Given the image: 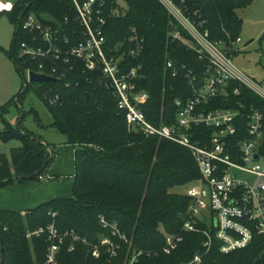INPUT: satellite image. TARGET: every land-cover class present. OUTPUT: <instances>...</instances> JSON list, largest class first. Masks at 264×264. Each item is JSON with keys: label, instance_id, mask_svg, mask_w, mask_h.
<instances>
[{"label": "trees", "instance_id": "16d2710c", "mask_svg": "<svg viewBox=\"0 0 264 264\" xmlns=\"http://www.w3.org/2000/svg\"><path fill=\"white\" fill-rule=\"evenodd\" d=\"M171 1L186 17L196 23L203 22L201 30L209 33L210 41L226 45L239 38L242 19L238 11L254 2ZM104 5L106 51L115 54L121 46L124 51L132 48L130 28L144 38L143 53L138 60L128 55L125 61L129 67L138 63L143 66L140 74L146 81L149 99L141 110L146 119L154 126L170 125L177 112L174 101L190 98L192 91L183 75L172 77L166 62L171 60L178 67L185 65L200 80L206 72V61L199 60L195 52L172 38L171 32L175 30L183 40H191L158 0H106ZM13 7L9 19L16 26L15 48L9 58L16 68L25 69L18 57V47L21 42L29 41V36L17 26L28 14L38 18L45 14L53 16L62 24L60 36L70 41L74 40L73 31L79 29L70 0H17ZM72 64L75 68L66 78L34 87L53 115L51 128L63 134L75 148L72 196L49 200L25 213L0 210V264L4 253L10 255L13 264H46L47 238L28 237V234L51 223L59 233L73 232L94 246L102 237H109V230L102 228L99 216L109 224L116 223L130 245L119 242V255L111 260L100 248L101 256L95 259L82 242L75 243L74 250L68 252L71 240L65 239L56 264H125L132 249L144 252L135 264H190L196 254L201 257L198 264H264V241L260 237L255 236L246 249L223 254L215 239L207 250L203 248L205 235L182 232L190 199L186 192L182 194L175 189L187 191L199 179L193 157L174 142L129 130L125 114L118 111L115 98L100 73L84 72L77 61ZM22 76L24 83L23 73ZM30 85L23 86L12 106L18 107L20 97ZM138 85L141 87V82ZM234 88L238 95L231 93ZM227 92L228 100L217 101L215 108H233L242 115L253 109L262 114L263 137L258 153L264 158V99L235 81L229 84ZM48 98L58 100L51 104ZM9 106L0 107L3 124L0 142L17 139L20 147L10 151L9 159L5 155L0 157V190L37 181L55 155L53 147L23 128L20 121L15 127L10 125L6 119ZM246 123L247 120H242L243 129ZM166 235L183 236L169 255L162 251Z\"/></svg>", "mask_w": 264, "mask_h": 264}, {"label": "built area", "instance_id": "2783aa9c", "mask_svg": "<svg viewBox=\"0 0 264 264\" xmlns=\"http://www.w3.org/2000/svg\"><path fill=\"white\" fill-rule=\"evenodd\" d=\"M70 1L79 28L73 31L74 40L60 36L61 22L58 28L42 22L32 13L17 26L29 36V41L21 42L18 47V57L26 69V80L30 71H34L61 81L73 72V61L79 62L84 72L100 73L111 87L118 111L125 114L129 130L148 138L174 142L193 157L200 177L187 187L190 207L182 232L205 235L207 240L203 248L207 250L215 239L223 254L246 249L255 236L264 241V158L258 153L263 137V116L253 109L242 115L233 108H215L217 101L228 100L227 87L232 81L248 87L264 99V93L259 92L231 63L232 46L240 39L230 41L228 45L221 41L212 42L209 33L201 30L203 22L196 23L186 17L171 0H158L191 40H183L175 30L171 32L172 38L180 40L196 53L199 60L206 61L207 66L204 77L198 80L185 65L178 67L171 60L166 62L172 77L183 75L188 81L192 96L174 101L177 112L173 123L154 126L141 110L149 99L142 83L141 87L138 85L143 66L138 63L129 67L125 61L128 55L138 60L143 53L144 38L130 28L132 48L124 51L121 46L115 54L108 53L103 17L106 0ZM13 8L0 0V17L3 13H11ZM231 93L238 95V90L234 88ZM48 99L51 104L58 100ZM244 119L247 120L246 129L241 125ZM99 221L102 228L109 230V237H102L94 246L73 232L59 233L54 223L35 230L28 237L43 235L47 238L46 264H56L65 239L71 240L68 252L74 250L75 243L82 242L90 248L93 258H99L100 248H103L111 260L119 255V242L129 245L130 242L116 223L109 224L103 216H99ZM182 240V235H166L162 251L171 254ZM131 251L125 264H135L144 254L136 249ZM145 255L150 256L149 253ZM200 259L196 254L190 264H198Z\"/></svg>", "mask_w": 264, "mask_h": 264}, {"label": "rangeland", "instance_id": "374dc122", "mask_svg": "<svg viewBox=\"0 0 264 264\" xmlns=\"http://www.w3.org/2000/svg\"><path fill=\"white\" fill-rule=\"evenodd\" d=\"M15 1L17 0H3L10 5ZM253 1L251 5L238 11L242 19L240 42L232 46L234 53L231 55V63L259 92L264 93V0ZM9 18V13H3L0 17V107L10 104L6 114L10 125L15 127L20 115L19 121L23 128L55 149L51 164L37 181L28 182L24 188L12 193H0V210L25 213L49 200L72 196L75 150L74 146L67 143L63 134L51 128L54 118L43 99L34 91L36 83H30L29 90L20 97L18 107L12 106L15 96L24 89L27 80L26 70L16 68L9 58L15 48L13 37L16 29L15 23H11ZM2 127L0 118V130ZM18 147L20 142L17 139L1 141L0 157L5 155L9 159L10 151ZM175 190L182 194L186 192L184 188ZM2 264H13L10 255L4 253Z\"/></svg>", "mask_w": 264, "mask_h": 264}, {"label": "water", "instance_id": "95a60500", "mask_svg": "<svg viewBox=\"0 0 264 264\" xmlns=\"http://www.w3.org/2000/svg\"><path fill=\"white\" fill-rule=\"evenodd\" d=\"M40 20L42 22H46V23L51 24L53 26H56L58 28H60V26H61L60 22H58L53 16L48 15V14H45L44 16H41ZM140 81L142 83V87L144 88L145 87V83H146L145 79L141 78ZM27 82L29 84L30 83L46 84V83H57V82H59V80L55 79L53 77L47 76L46 74L44 75V74L36 73L34 71H30L28 79H27ZM107 87L109 89H111L109 83H107ZM255 158L257 159V156H255Z\"/></svg>", "mask_w": 264, "mask_h": 264}, {"label": "crops", "instance_id": "0c3cea01", "mask_svg": "<svg viewBox=\"0 0 264 264\" xmlns=\"http://www.w3.org/2000/svg\"><path fill=\"white\" fill-rule=\"evenodd\" d=\"M14 84V83H13ZM15 84H16V82H15ZM14 84V85H15ZM18 121H19V116L17 117V123H18ZM74 150H75V148H74ZM23 186H26V185H14V186H9V187H7V188H4V189H2V190H0V193H2V192H7V191H11L10 193H12V192H14V191H18V189L19 188H24ZM49 202V201H48ZM46 203V202H45ZM18 209H20V208H18ZM17 209V210H18ZM5 210V209H4ZM7 210V209H6ZM9 211V210H8Z\"/></svg>", "mask_w": 264, "mask_h": 264}]
</instances>
